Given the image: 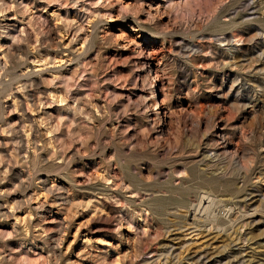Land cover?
<instances>
[{
	"label": "rangeland",
	"instance_id": "374dc122",
	"mask_svg": "<svg viewBox=\"0 0 264 264\" xmlns=\"http://www.w3.org/2000/svg\"><path fill=\"white\" fill-rule=\"evenodd\" d=\"M0 264H264V0H0Z\"/></svg>",
	"mask_w": 264,
	"mask_h": 264
},
{
	"label": "bare ground",
	"instance_id": "6f19581e",
	"mask_svg": "<svg viewBox=\"0 0 264 264\" xmlns=\"http://www.w3.org/2000/svg\"><path fill=\"white\" fill-rule=\"evenodd\" d=\"M155 104H156V102H155ZM200 204H202V203H200Z\"/></svg>",
	"mask_w": 264,
	"mask_h": 264
}]
</instances>
